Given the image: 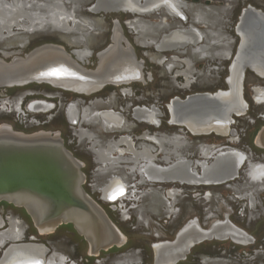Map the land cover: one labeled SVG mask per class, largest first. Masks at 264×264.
<instances>
[{
    "label": "flooded vegetation",
    "instance_id": "1",
    "mask_svg": "<svg viewBox=\"0 0 264 264\" xmlns=\"http://www.w3.org/2000/svg\"><path fill=\"white\" fill-rule=\"evenodd\" d=\"M12 1L7 0L10 3ZM16 1L21 6V0ZM56 1L63 8L72 9V17L65 22L66 25L68 22L67 26L73 25L74 19L80 24L89 22L83 36L75 30L55 28L56 25L52 23L36 27L26 16V9L18 6L22 12L9 10L13 16L10 17L9 11H6L3 19H0V26H3L6 18L18 16V25L12 23L11 30L5 29V34L1 33L0 58L10 61L15 56H24L37 46L54 43L63 46L68 52L74 51L77 56L78 50L83 51V65L88 69H96L102 52L120 38L123 44L126 41L134 48L137 59L143 63L141 79L107 83L91 93H78L43 82L0 87V125H9L23 133L45 131L58 134L81 163L85 175L84 189L105 210L124 236L121 245L101 250L97 255H89L83 237L70 224H62L60 226L66 227L67 233L75 234L87 246L78 258L60 253L65 256L64 264H120L119 260L123 258L128 260L124 264H153L156 261L155 244H175L183 227L194 219L203 230L211 229L218 221L228 220L248 235L247 240L237 242L232 238L212 237L189 241L187 252L183 257H174L177 261L174 264H264V232L260 230V224L264 221V148L255 142L258 131L264 126V114L256 113L244 96L248 103L246 112L232 116L233 122L227 128L228 133H218L195 132L177 121L179 115L173 118L169 110V104L173 105L171 102L175 99L181 102L191 95L214 94L228 89L229 66L241 39L237 32L240 17L244 12L254 11L250 7L263 13L264 8L252 0H165L169 4L164 0H110L111 3L125 1L128 8L109 10L96 6L100 0H78L76 4L74 0ZM129 4H133V9ZM168 5H172V8L166 7ZM20 13L23 14L20 16ZM197 15L200 18L209 17V20L198 21ZM139 19L161 24V27H157V33H154L157 39L179 30L188 34L185 36H197L198 45L159 49L153 43H145L142 36L130 26V22ZM209 29L220 34L222 45L208 44V39L212 37L208 33ZM229 38L230 42L227 41ZM201 45H209L210 48L198 49ZM185 58L190 62L185 63ZM181 70L190 72L187 76L190 81L179 72ZM245 78L246 85L250 87L252 105L264 106V101L255 100L253 88L257 86L264 89V76L247 69L244 82ZM259 122L263 123L258 126ZM204 146H212L210 150L213 154L209 157L203 155ZM226 147L247 155L238 168L237 176L232 179L195 184L180 182V179H151L146 172L148 169L171 168L169 164L172 163L173 170L187 166L191 170L193 166L195 171L201 172L197 160L202 159L207 163L219 149ZM119 148L125 151H119ZM128 158L129 161H125ZM134 161L138 162L135 164ZM250 162L262 167V173L258 171L257 177L249 174ZM141 163L153 167L149 165L147 168ZM105 186L109 192L104 191ZM211 201H215L217 206L212 207ZM196 205H200L201 209ZM233 217L257 225L247 229ZM10 218L18 220L23 226L22 237L15 242L44 243L49 248L46 260L56 252L51 245V235L60 226L53 232L40 233L23 208L0 201V232L8 228ZM9 243L6 240L0 245V255ZM172 246L169 244L164 250L171 253Z\"/></svg>",
    "mask_w": 264,
    "mask_h": 264
},
{
    "label": "water",
    "instance_id": "2",
    "mask_svg": "<svg viewBox=\"0 0 264 264\" xmlns=\"http://www.w3.org/2000/svg\"><path fill=\"white\" fill-rule=\"evenodd\" d=\"M246 15L238 25L243 29L249 27L253 37L249 36L251 41L244 43L240 39L229 66L231 77L233 64L239 62L236 89L228 98L217 93L195 94L171 106L172 117L179 115L177 120L195 132L215 131L219 126L228 128L232 116L244 114L248 108L244 98L246 70L264 76V23L256 19L258 15L264 18V13L252 11ZM250 23L255 26L250 28ZM142 67L134 48L126 41L123 44L120 38L102 52L96 69L86 68L74 51L46 43L10 61L0 58V87L43 82L78 93H91L107 83L141 79ZM228 89L231 90L229 83ZM255 142L264 148V126ZM239 166L233 177L237 176ZM84 182L80 161L58 134L23 133L0 125V201L23 208L40 233L70 224L86 241L89 255H97L101 250L121 245L124 236L86 192ZM48 251L41 242H10L0 255V264H47ZM167 261L177 262L174 257Z\"/></svg>",
    "mask_w": 264,
    "mask_h": 264
},
{
    "label": "bare ground",
    "instance_id": "3",
    "mask_svg": "<svg viewBox=\"0 0 264 264\" xmlns=\"http://www.w3.org/2000/svg\"><path fill=\"white\" fill-rule=\"evenodd\" d=\"M71 1V0H70ZM99 0H97L98 2ZM121 1V0H120ZM161 1V0H160ZM165 1V0H164ZM20 2V1H19ZM82 2V1H81ZM118 2V1H117ZM115 1H113V3L110 2V0H100L98 3V5H96L97 7L99 8H103V9H112V8H119V7H125V8H128L126 6H128V3L124 1V3H117ZM134 2V1H133ZM167 2V1H165ZM74 3H79L78 0H74ZM135 3V2H134ZM168 3V2H167ZM66 4V3H65ZM74 4V5H75ZM169 4V3H168ZM171 4V3H170ZM186 4V3H185ZM20 5V3H17V1L13 0L11 3L10 2H7V0H0V19L2 20L3 18V15H4V12L6 11H14L19 13V10L20 8L18 9V6ZM73 5V6H74ZM79 5V4H77ZM130 8H132L133 4H129ZM165 5V4H164ZM163 5V6H164ZM81 6V5H80ZM172 5H168L166 7H171ZM19 7H22L24 9H26V16L29 17L31 19V23H35L34 26L36 27H45V24H50L52 23L53 25H56L55 28L58 26L60 28H63L65 29V31H67L68 29L70 30H75L77 31L81 36H83V34L86 32L87 30V27L89 25V22L86 21V24H80L79 22L76 21V19H74V24L73 25H68V22H67V25H66V20L67 18H70L72 17V9H67V8H63L62 4L56 0L50 2L48 0H43V1H37V0H21V6ZM29 8L27 10V8ZM71 7V6H70ZM96 7V8H97ZM135 7V6H134ZM161 7V6H159ZM69 8V7H68ZM95 8V9H96ZM172 8V7H171ZM8 9V10H6ZM23 9V10H24ZM133 9V8H132ZM137 9V8H136ZM141 9V8H140ZM162 9V8H161ZM250 9L254 10L256 13L260 12L259 10H256V9H253L252 7H250ZM92 10V9H91ZM160 10V9H159ZM171 10V9H170ZM9 11V15L10 17L13 16L12 13H10ZM21 11V10H20ZM140 11V10H139ZM22 12V11H21ZM262 12V11H261ZM207 13V12H206ZM247 12H244V14L242 15L241 17V23L242 21L245 19V17L247 16L246 15ZM250 12H248L249 14ZM21 14L23 13H20V16ZM204 14V13H203ZM209 14V13H208ZM19 16V17H20ZM212 16V15H211ZM210 16V17H211ZM216 16V15H215ZM254 16V15H253ZM253 16H250V20H254V17ZM18 16L15 15V17L13 19H10V18H6L5 19V22L3 23H6V24H3V26H0V37H1V33L5 32L6 31H9L8 29H10V26L12 25V23H16L17 22V18ZM205 17V15H204ZM21 18V17H20ZM26 18V17H25ZM209 17H205V18H200V16H196V19L198 21H201V22H204V21H207L209 20L208 19ZM72 19V18H71ZM143 19V18H141ZM136 20V22H130V26L131 28H133L138 35L142 36L141 38L143 39V41H145V43H153L155 45V47L159 48V49H174V48H180V47H184L186 44H190V45H198V41H197V36L191 38V37H188V36H185V35H188V34H185L184 32L182 31H176L175 32H172L171 34H165L163 35L161 38H156L154 36V33H157V27H161V24H154L152 22H149L147 20ZM258 21H262V23H264V18L260 15L257 16L256 18ZM27 20V19H26ZM83 20V19H82ZM217 20V22L219 21L218 19H215V21ZM28 22V21H27ZM85 22V21H84ZM215 22V23H217ZM2 23V22H1ZM22 23V22H21ZM26 23V22H25ZM23 23V24H25ZM167 23V22H166ZM210 23V22H209ZM254 23H259L257 21H255ZM254 23H250V28H252V26H255ZM18 25V23H16ZM214 24V23H213ZM2 25V24H0ZM30 25V24H29ZM24 26V25H23ZM31 26V25H30ZM49 26V25H48ZM25 27V26H24ZM33 28V27H32ZM31 28V29H32ZM6 29V31H4ZM30 29V30H31ZM58 29V28H57ZM11 30V29H10ZM27 30V29H25ZM193 30V29H192ZM249 27L247 28H242L241 25H238L237 26V32L240 34L241 38H242V41L243 43L246 42V41H251V38H249V36H252L250 34V31H249ZM194 31V30H193ZM199 31V30H198ZM219 31V30H218ZM14 32V31H13ZM20 32V31H19ZM25 32V31H24ZM15 33H18V32H15ZM72 33V32H71ZM210 35H212L211 38L208 39V44L209 45H214V44H217V45H222L221 44V39H220V34H218V32L216 30H212V29H209V32ZM159 34V33H158ZM195 34V33H194ZM206 34V33H205ZM222 34V33H221ZM13 35V34H12ZM20 35V34H19ZM75 35V34H74ZM77 35V34H76ZM197 35V34H195ZM202 35V34H201ZM158 36V35H157ZM215 36V37H214ZM217 36V37H216ZM220 36V37H219ZM223 36V35H222ZM3 37V36H2ZM72 38V37H71ZM137 38V37H136ZM191 38V39H190ZM208 38V37H207ZM74 39H76V36L74 37ZM83 39V38H82ZM141 40V39H139ZM79 41V40H77ZM83 41V40H82ZM228 42H230V38L227 40ZM80 42V41H79ZM139 42V41H138ZM144 43V44H145ZM224 44H225V40H224ZM209 45H201L199 47H197L198 49H206L209 47ZM86 47V46H85ZM194 47V46H193ZM196 46H195V49H197ZM210 48V47H209ZM208 48V49H209ZM230 48V47H229ZM84 49V48H83ZM192 49V48H191ZM224 50V49H223ZM227 51V50H226ZM196 52V51H195ZM205 52V51H204ZM221 52V51H220ZM224 52V51H223ZM222 52V53H223ZM208 53V52H207ZM215 53V52H214ZM213 53V54H214ZM78 57L80 59H83V57L85 56L84 52L83 51H79L78 50ZM209 54V53H208ZM225 54V53H224ZM84 55V56H83ZM216 55V53L214 54ZM221 55V53H220ZM219 55V56H220ZM226 55V54H225ZM204 56V55H203ZM218 56V55H217ZM175 57V56H174ZM178 58V57H177ZM180 59V58H179ZM159 61V60H158ZM163 61V60H162ZM172 61V60H171ZM192 61V60H191ZM176 62V60L174 61ZM173 62V63H174ZM185 63H189V59L185 58ZM193 64V63H192ZM238 65H239V62H235L232 66V74H231V77L229 76V79H228V83L229 85L231 86V90L227 89L225 91L223 90H219L217 92L216 95L218 96H226L228 98L229 94L231 93V91L235 90L236 89V86H237V68H238ZM180 73L184 74L187 78L188 74L190 72H187V70H181L179 71ZM191 77V76H190ZM189 80V78H187ZM190 81V80H189ZM255 89V100L257 99L259 102H262L264 101V89L261 88V87H253ZM213 95V94H211ZM174 101V102H173ZM171 103L175 104V102L179 103L178 100H173ZM180 101V99H179ZM184 101V100H182ZM176 103V104H177ZM18 105V104H17ZM170 107L172 104H169ZM43 107V106H42ZM99 110V109H98ZM170 110V109H169ZM71 112V111H70ZM107 113V112H105ZM139 113V112H138ZM142 115H145V114H142ZM103 116H104V113H103ZM139 116H140V113H139ZM142 117V116H141ZM144 117V116H143ZM176 116H174L175 118ZM102 118V117H101ZM106 118V117H105ZM104 118V119H105ZM112 118V117H111ZM137 118V117H136ZM87 119V118H86ZM96 119V118H94ZM108 119V118H107ZM82 120V119H81ZM110 119H108L109 121ZM175 120V119H174ZM86 121V120H85ZM105 122V120H103ZM107 121V120H106ZM113 121V120H112ZM111 121V122H112ZM122 121V119H121ZM178 121V120H177ZM98 122V121H97ZM110 122V123H111ZM118 123V122H117ZM179 123V122H178ZM111 125V124H110ZM2 126H9V125H2ZM229 127V126H228ZM192 131V130H191ZM215 131H217L218 133H228V129L227 128H222L221 126L219 127H215ZM194 132V131H193ZM88 133H91V132H88ZM86 134V133H85ZM83 134V135H85ZM92 134V133H91ZM90 134V135H91ZM92 136V135H91ZM94 136V135H93ZM92 138V137H90ZM89 138V139H90ZM87 139V140H89ZM123 139V138H122ZM121 139V140H122ZM131 139V138H130ZM164 139V138H163ZM161 140V139H160ZM166 140V139H164ZM170 140V139H169ZM168 140V141H169ZM173 140V139H172ZM175 140V139H174ZM92 141V140H91ZM124 141V139H123ZM121 142V141H120ZM126 142V141H125ZM129 142V141H127ZM119 143V142H118ZM184 143V142H183ZM97 144V143H96ZM174 144V143H173ZM114 145V144H113ZM200 145V144H199ZM203 145V144H202ZM109 146V144L107 145ZM177 146V145H175ZM128 147V146H127ZM168 147V146H167ZM210 147L212 146H204V157L205 156H208L210 154H213V152L210 150ZM215 147V146H214ZM104 148V147H103ZM106 148V146H105ZM112 148V146H111ZM129 148V147H128ZM131 148V147H130ZM169 148V147H168ZM167 148V149H168ZM108 149V148H107ZM106 149V150H107ZM148 149V148H147ZM152 149V148H151ZM166 149V148H165ZM170 149V148H169ZM168 149V150H169ZM209 149V150H208ZM95 150V149H93ZM110 150V148H109ZM118 150V149H117ZM137 150V149H135ZM139 150V149H138ZM114 151V150H113ZM119 151H125L124 149L122 148H119ZM127 151V149H126ZM143 151V149H142ZM173 151V150H172ZM176 151V150H175ZM99 152V151H98ZM111 152V150H110ZM137 152V151H136ZM145 152V151H144ZM147 152V151H146ZM151 152V151H150ZM106 153V152H105ZM123 153V152H122ZM142 153V152H141ZM149 153V152H148ZM148 153H145V154H148ZM179 153V152H177ZM98 154V153H97ZM103 154V153H102ZM119 154V153H118ZM125 154V153H124ZM144 154V153H143ZM155 154V153H154ZM175 154V153H174ZM100 155V154H99ZM106 155V154H105ZM136 155V154H135ZM140 156V154H138ZM149 155V156H148ZM148 159H150L149 157L150 156V153L148 154ZM123 156V155H122ZM143 156H146V155H143ZM119 157V156H118ZM166 157V156H165ZM163 157V158H165ZM209 157V156H208ZM121 158V157H120ZM247 158V155L244 153V152H241L240 150H237V149H234V148H229V147H226V148H223V149H219L213 156V158L208 161L207 163L205 162V160H202V159H199L197 160V164H199L202 168L201 172L200 171H195V169H193L194 167L192 166L191 170H189L188 166L187 168L185 167H178V169H172V164H169V167L171 166V168H162L161 169H157V170H150L148 169V171H146L144 169V171L148 172V176L152 179V178H159V179H164V180H168V179H180L181 181L180 182H187V183H195V184H198V183H204V184H209V183H218V182H222L223 180L227 179V178H232L235 174H236V169L237 167L241 164V162ZM110 159V158H109ZM117 159V158H115ZM122 159V158H121ZM120 159V161H121ZM135 159V158H134ZM133 159V160H134ZM144 159V158H143ZM147 159V157H146ZM168 159V157H167ZM180 159V158H179ZM178 159V160H179ZM105 160V159H104ZM107 160V159H106ZM118 160V159H117ZM132 160V161H133ZM141 160V159H140ZM153 160V159H152ZM163 160V159H162ZM124 161V160H123ZM125 161H129V158L128 160H125ZM131 161V160H130ZM180 161V160H179ZM178 161V162H179ZM110 162V161H109ZM116 162V161H115ZM135 162V161H134ZM138 162V161H136ZM135 162V164H136ZM155 162V161H154ZM175 162V161H174ZM186 162V161H185ZM184 162V163H185ZM118 163V162H117ZM149 163V161H148ZM177 163V160L176 162ZM187 163V162H186ZM251 163V162H250ZM121 164V163H120ZM118 164V165H120ZM145 164V163H144ZM141 163V165H144ZM180 164V163H179ZM107 165V164H106ZM111 165V164H110ZM150 165V164H149ZM147 165L145 164V166L147 168H149L150 166L153 167V165ZM175 165V164H174ZM178 165V164H177ZM185 165V164H184ZM104 166V165H103ZM121 166V165H120ZM129 166V165H127ZM144 166V167H145ZM155 166V165H154ZM164 166V165H163ZM109 167V166H108ZM107 167V168H108ZM113 167V166H112ZM123 167V166H122ZM136 167V165H135ZM133 166V168H135ZM143 167V166H142ZM160 168V166H158ZM104 168V167H103ZM106 168V169H107ZM110 168V167H109ZM156 168V167H155ZM251 173L249 171V174H251V177H257L256 173L258 171H261L262 167L259 166L258 164H256L255 162L254 163H251ZM101 169V168H100ZM98 169V170H100ZM113 169V168H112ZM117 169V167H116ZM115 169V170H116ZM121 169V168H120ZM143 169V168H141ZM153 169V168H152ZM181 169V170H179ZM264 169V168H263ZM122 170V169H121ZM109 171V170H108ZM114 171V170H113ZM119 171V170H118ZM137 171H139V169H137ZM116 172V171H115ZM141 172V171H140ZM126 173V172H125ZM259 173V174H261ZM108 175V174H107ZM125 175V174H124ZM146 175V174H145ZM144 177V176H142ZM259 177H261V175H259ZM143 179V178H142ZM149 179V178H147ZM252 179V178H251ZM255 179V178H254ZM260 179V178H259ZM121 181H122V178H121ZM141 181V180H140ZM251 181V180H250ZM255 181V180H254ZM263 181V180H262ZM110 183V182H109ZM120 183V182H118ZM153 183V182H152ZM114 184V183H113ZM123 184V183H122ZM111 185V184H110ZM120 185V184H119ZM129 185V184H128ZM124 187V186H122ZM125 188V187H124ZM260 188V187H259ZM107 189V187L105 186V189L104 191ZM103 190V189H102ZM133 190V189H132ZM173 190V189H172ZM255 190V189H253ZM108 191V190H106ZM171 191V190H170ZM169 191V193H171ZM109 192V191H108ZM132 192V191H131ZM135 192V191H134ZM103 193V192H102ZM255 193V192H254ZM120 195V193H119ZM127 195V194H126ZM246 195V194H245ZM249 195V194H248ZM108 196V194H107ZM114 196V195H113ZM241 196V195H240ZM244 196V194H243ZM106 197V196H105ZM116 197V196H115ZM115 199V198H114ZM110 200V199H109ZM252 201V200H251ZM254 201V200H253ZM174 202V201H173ZM254 203V202H253ZM124 215H127L125 211H123ZM128 213V212H127ZM200 225V224H199ZM198 225L197 221L194 219V220H191V222H189L185 227H183V230L178 234V237H177V241L175 244H171L170 242H164V243H159V244H155V253H156V264H170L168 263V259L169 258H173V257H183V255L187 252L188 250V242L189 241H193V240H201L203 238H212V237H218V238H232V240H235L237 242H242L246 239V237H248V235L242 231L241 229H239L238 227H236L234 224L228 222L227 221H218L217 223H215L211 229L209 230H203L200 226ZM22 231H23V226L21 225V223L16 220V219H13V218H10V223H9V226L6 230L4 231H1L0 232V245L1 244H4L5 241L9 240L10 242H15V241H18V239H20L22 237ZM247 240V239H246ZM173 243V242H172ZM173 245V249L171 251V253L167 252L164 250V247H166L167 245ZM190 244H193V242H191ZM51 255V254H50ZM47 261V264H64V261H65V256L60 254V253H53L51 256L48 257V259L46 260ZM119 261L120 264H124L125 261H128L127 258H123V259H120ZM130 261V260H129ZM131 262V261H130ZM134 262V261H133ZM131 264V263H130Z\"/></svg>",
    "mask_w": 264,
    "mask_h": 264
},
{
    "label": "rangeland",
    "instance_id": "4",
    "mask_svg": "<svg viewBox=\"0 0 264 264\" xmlns=\"http://www.w3.org/2000/svg\"><path fill=\"white\" fill-rule=\"evenodd\" d=\"M254 4L263 7L264 8V0H252ZM247 77V76H246ZM244 96L248 103H250V107H253V110L257 113L264 114V106H258L252 105L251 102V92L250 87L246 85V78L244 82ZM244 121V120H240ZM246 125V122H244ZM263 122H259L258 126L261 125ZM244 125V126H245ZM252 128L250 127L249 130ZM210 205L212 207H216L217 203L215 201H211ZM198 209H201L200 205H196ZM220 217V213L218 214ZM233 219L240 224L243 227H246L247 229H253L255 225L254 223L247 224L246 221H242L241 219L237 217H233ZM260 230L264 232V221L260 224ZM260 235V234H259ZM225 244H229L228 242H225ZM51 245L53 249L59 253L63 254H69L73 255V258H78L79 255H82L86 251V244L81 241L75 234L73 233H67V229L64 226H60L59 229H57L52 235H51ZM102 257H105V255H102ZM72 258V256H71ZM264 263V262H262ZM147 264H150L149 262ZM258 264V263H257Z\"/></svg>",
    "mask_w": 264,
    "mask_h": 264
}]
</instances>
